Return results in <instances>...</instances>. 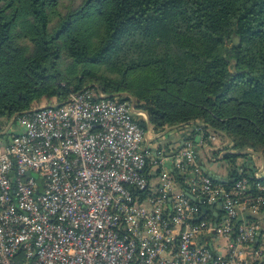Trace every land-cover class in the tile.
Returning a JSON list of instances; mask_svg holds the SVG:
<instances>
[{"label": "built area", "instance_id": "built-area-1", "mask_svg": "<svg viewBox=\"0 0 264 264\" xmlns=\"http://www.w3.org/2000/svg\"><path fill=\"white\" fill-rule=\"evenodd\" d=\"M34 104L0 132V264H264L263 162L208 174V127L95 88Z\"/></svg>", "mask_w": 264, "mask_h": 264}, {"label": "trees", "instance_id": "trees-1", "mask_svg": "<svg viewBox=\"0 0 264 264\" xmlns=\"http://www.w3.org/2000/svg\"><path fill=\"white\" fill-rule=\"evenodd\" d=\"M50 2L0 0V124L33 103H60L85 87L129 99L114 91L127 89L125 77L134 75V90H127L153 128L200 121L205 134L208 127L228 138L234 152L219 159L227 163L228 177L237 175L232 163L244 149L264 152V0H83L48 32ZM89 7L102 25L93 47L71 29ZM15 24L32 44L29 55L14 41ZM60 37L69 39L75 62L103 64L119 80H103L100 88L62 83Z\"/></svg>", "mask_w": 264, "mask_h": 264}, {"label": "rangeland", "instance_id": "rangeland-1", "mask_svg": "<svg viewBox=\"0 0 264 264\" xmlns=\"http://www.w3.org/2000/svg\"><path fill=\"white\" fill-rule=\"evenodd\" d=\"M82 1L83 0H52V2H50V4L45 8L48 32H51L56 27L60 19L63 18L66 14L73 13L77 8H79L82 4ZM0 5H3V3H0ZM14 5L15 7H17L16 2H14ZM14 5L7 7L5 9V12L9 13L10 11H12ZM74 19L75 21L71 25L73 33L79 32L84 34L85 39L88 41L89 45L93 47L101 34L102 28V25L99 21V16L96 13L95 9H93V7H89L86 9V11L83 12V14L79 15V17H74ZM21 28L22 27L20 24H15L13 28L14 41L17 44L23 46L25 48V53L29 55L32 53V44L24 36L25 34H23ZM68 40L69 39L67 37H60L56 40L59 49L58 57L56 59V67L60 73L62 83H67L69 84V86H71L76 83V80H78L82 84L94 85L100 88L104 84V81L107 82V84H109V82L115 84V81L119 80L118 73L110 70L103 64H82L75 62L70 56L67 49ZM133 77L134 75H127L124 80L125 86L129 91L134 90L133 88H131L132 86L135 87V80L133 82L130 81ZM123 89H119L116 92L114 91V93H116V95H128L129 97H132L131 93L128 92L127 89ZM144 94L148 95L146 92ZM136 100L139 101L140 105L143 104V101L141 99ZM41 104L49 103L46 99H43L38 102V105ZM34 105H37V103H35ZM137 108L144 111L140 107ZM13 128V124H8V121H2L0 124V132L7 130L5 131V133H7L13 130ZM218 165L219 164H217V162L213 163L212 168L215 169L216 167H218Z\"/></svg>", "mask_w": 264, "mask_h": 264}, {"label": "crops", "instance_id": "crops-1", "mask_svg": "<svg viewBox=\"0 0 264 264\" xmlns=\"http://www.w3.org/2000/svg\"><path fill=\"white\" fill-rule=\"evenodd\" d=\"M143 123V122H142ZM144 127H148V128H153V126L148 122L147 118L144 124ZM216 135V140L210 145V147H215V148H219L222 147L223 149H227V152H234V150L232 149V147L230 146V142L228 140V138L226 137H221L217 134ZM195 142H199V144L197 145L200 148V153L201 154V163L204 167V172L206 173H211L212 175L215 176H223V177H227V163L223 160H216L213 158V156L215 155V151L208 150L205 151L206 149V145L204 144L205 142L198 140L197 138H195ZM204 144V145H203ZM204 151L206 152V154L204 153ZM210 154V155H209ZM251 154V155H250ZM245 155L250 156V158L252 159V162L254 165L259 166L262 164V162L264 163V152H259V151H254L250 148L244 149V151L241 152V154L238 155V157L235 158L233 164V168L236 167V163H238V159L239 157H243ZM208 156V157H207ZM212 158H211V157ZM219 164L218 167H216L215 169L212 168L213 163ZM264 165V164H263Z\"/></svg>", "mask_w": 264, "mask_h": 264}, {"label": "water", "instance_id": "water-1", "mask_svg": "<svg viewBox=\"0 0 264 264\" xmlns=\"http://www.w3.org/2000/svg\"><path fill=\"white\" fill-rule=\"evenodd\" d=\"M231 41L234 43V44H237L238 43V38L235 36V35H232L231 37ZM224 181V180H222ZM209 209H211V206L209 207ZM202 211H204V209L202 208Z\"/></svg>", "mask_w": 264, "mask_h": 264}]
</instances>
